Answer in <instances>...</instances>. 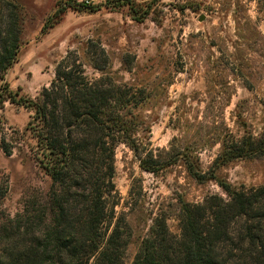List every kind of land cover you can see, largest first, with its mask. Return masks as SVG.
Wrapping results in <instances>:
<instances>
[{"label":"rangeland","instance_id":"obj_1","mask_svg":"<svg viewBox=\"0 0 264 264\" xmlns=\"http://www.w3.org/2000/svg\"><path fill=\"white\" fill-rule=\"evenodd\" d=\"M6 1L18 7L21 47L3 79L0 74V89L6 82L35 98L71 50L87 74L98 77L101 72L89 64L86 51L101 46L110 57L107 72L145 91L136 111L145 129L141 135L153 147L167 148L174 141L199 157L207 171L221 139L263 131L264 0H0V23ZM128 2L139 14L148 13L133 18ZM31 113L9 100L0 107V223L50 185L22 135ZM217 176L238 189L260 186L264 156L233 160ZM114 182L117 216L131 234L124 264H131L157 215L178 234L180 201L226 197L216 181L192 178L183 162L157 174L142 169L125 144L116 149Z\"/></svg>","mask_w":264,"mask_h":264},{"label":"trees","instance_id":"obj_2","mask_svg":"<svg viewBox=\"0 0 264 264\" xmlns=\"http://www.w3.org/2000/svg\"><path fill=\"white\" fill-rule=\"evenodd\" d=\"M6 2L0 23L2 79L21 47L18 7ZM128 4L135 19L148 13L139 14ZM86 56L101 72L98 77L89 76L78 52L71 50L35 98L20 95L6 82L1 86L0 107L9 100L32 112L22 135L50 185L0 223V264H124L131 234L116 211L119 144L128 146L146 171L157 174L183 162L196 181L214 180L226 194L180 201L178 234L157 215L131 264H264V184L238 189L217 176L233 160L264 156V127L257 136L248 132L221 139V150L205 171L199 157L174 141L167 148L153 147L141 135L145 129L136 111L147 98L145 91L107 72L110 57L103 47L88 46ZM2 142L10 155L11 147Z\"/></svg>","mask_w":264,"mask_h":264},{"label":"built area","instance_id":"obj_3","mask_svg":"<svg viewBox=\"0 0 264 264\" xmlns=\"http://www.w3.org/2000/svg\"><path fill=\"white\" fill-rule=\"evenodd\" d=\"M92 0H80V2L82 3H86V4H89Z\"/></svg>","mask_w":264,"mask_h":264}]
</instances>
